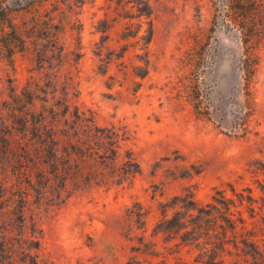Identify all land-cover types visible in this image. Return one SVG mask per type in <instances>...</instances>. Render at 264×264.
<instances>
[{"label": "rangeland", "instance_id": "1", "mask_svg": "<svg viewBox=\"0 0 264 264\" xmlns=\"http://www.w3.org/2000/svg\"><path fill=\"white\" fill-rule=\"evenodd\" d=\"M0 1L13 10L26 40L14 67L0 45V114L11 88L36 90L38 110L68 94L72 111L93 113L101 127L127 126L133 134L128 148L140 165L120 187L56 184L32 192L23 229L29 257L18 250L14 264H199L196 250L161 229L162 204L176 198L205 207L222 192L236 202V217L252 222L249 189L260 204L264 186V49L247 82L239 32H212L218 7L227 0H150V72L138 93L123 83L121 61L115 59L107 74L99 70L106 46L120 51L124 44L121 24L98 56L100 24L114 16L110 0H48L37 6L31 0ZM139 48L124 59L129 66L141 65ZM190 80L194 100L209 94L204 117L187 97ZM182 206L170 210L169 218L184 214ZM255 221L264 228L260 217Z\"/></svg>", "mask_w": 264, "mask_h": 264}, {"label": "trees", "instance_id": "2", "mask_svg": "<svg viewBox=\"0 0 264 264\" xmlns=\"http://www.w3.org/2000/svg\"><path fill=\"white\" fill-rule=\"evenodd\" d=\"M33 6L48 0H31ZM114 4V16L102 20L99 32L104 34L100 54L110 41V31L123 26L120 40L124 42L120 51L108 48V57L101 60L100 72L107 74L113 61H121L120 72L123 83L129 82L134 93H138L142 82L150 72L149 46L153 39L154 11L150 0H110ZM214 17L212 32L218 27L236 30L244 46L242 67L244 79L251 82L264 49V0H227L219 5ZM0 45L14 67V56L26 50V40L14 22V12L0 1ZM139 48L137 54L141 65L129 66L124 59L131 48ZM209 64V63H208ZM211 64V63H210ZM114 80V78H111ZM140 80V81H139ZM58 87V80L54 82ZM193 80L187 85V97L196 113L204 117L209 114L208 93H201L194 100ZM36 90L25 86L21 92L11 88L9 101L0 114V258L5 264L15 263V254L25 249V211L32 192H40L56 184L67 189L98 186L111 189L120 187L139 173L140 165L128 143L133 138L127 126L101 127L95 115L80 111L71 103L68 94L55 100L53 105L37 109L39 100ZM48 103V101H46ZM122 151L126 155L123 156ZM259 162L253 164L254 167ZM88 168V170H87ZM260 168L253 170L257 173ZM234 191V190H233ZM261 203L252 196L249 223L236 217L237 205L218 192L213 203L205 207L193 200L176 198L162 204L163 232L176 234L181 245L197 251L199 264H264V186ZM243 204L244 197L239 199ZM181 203L184 214L176 212L169 218V211ZM193 211V213H191ZM194 212H196L194 214ZM233 245L235 252L230 251Z\"/></svg>", "mask_w": 264, "mask_h": 264}]
</instances>
